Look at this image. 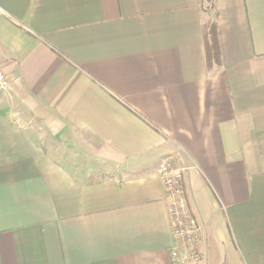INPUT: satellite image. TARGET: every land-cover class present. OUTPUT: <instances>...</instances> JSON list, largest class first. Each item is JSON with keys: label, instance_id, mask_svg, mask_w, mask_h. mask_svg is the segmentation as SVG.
Segmentation results:
<instances>
[{"label": "crops", "instance_id": "crops-1", "mask_svg": "<svg viewBox=\"0 0 264 264\" xmlns=\"http://www.w3.org/2000/svg\"><path fill=\"white\" fill-rule=\"evenodd\" d=\"M207 3L0 0V264H171L167 159L200 264H264V0Z\"/></svg>", "mask_w": 264, "mask_h": 264}, {"label": "built area", "instance_id": "built-area-1", "mask_svg": "<svg viewBox=\"0 0 264 264\" xmlns=\"http://www.w3.org/2000/svg\"><path fill=\"white\" fill-rule=\"evenodd\" d=\"M8 84L0 67V89H5ZM172 162L165 160L158 170L165 193L171 200L169 226L174 244L169 251V260L171 264H200V227L188 207L183 169Z\"/></svg>", "mask_w": 264, "mask_h": 264}, {"label": "trees", "instance_id": "trees-1", "mask_svg": "<svg viewBox=\"0 0 264 264\" xmlns=\"http://www.w3.org/2000/svg\"><path fill=\"white\" fill-rule=\"evenodd\" d=\"M214 1L215 0H208L207 4L209 5L210 12L214 11ZM202 31L204 34L203 44L205 47L207 66L208 70H210L213 68V66L219 67L221 65L215 15L211 16V20H209V22L204 26Z\"/></svg>", "mask_w": 264, "mask_h": 264}, {"label": "rangeland", "instance_id": "rangeland-1", "mask_svg": "<svg viewBox=\"0 0 264 264\" xmlns=\"http://www.w3.org/2000/svg\"><path fill=\"white\" fill-rule=\"evenodd\" d=\"M205 9L208 11V12H210L209 11V5L208 4H205ZM213 12H211V14H212Z\"/></svg>", "mask_w": 264, "mask_h": 264}]
</instances>
